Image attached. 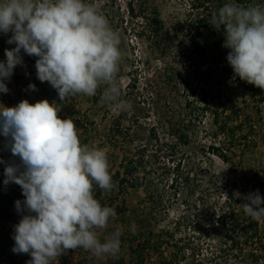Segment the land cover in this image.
I'll return each instance as SVG.
<instances>
[{
	"label": "rangeland",
	"instance_id": "obj_1",
	"mask_svg": "<svg viewBox=\"0 0 264 264\" xmlns=\"http://www.w3.org/2000/svg\"><path fill=\"white\" fill-rule=\"evenodd\" d=\"M92 2L121 39L117 74L121 90H125L129 79L135 80V87L128 91L130 95L121 96L127 107L117 110L103 104L100 95L81 94L60 101L55 89L37 79L36 57L23 51L24 64L18 65L10 81H6L10 91L0 93V104L13 107L25 99L33 104L42 99L54 101L61 104L64 118L74 120L82 144L107 153L109 168L117 170L124 157L142 158V166L130 179L132 185H125L121 192L115 190L117 200L112 208L117 204L123 214L110 220L107 229L97 230L103 241L116 228L120 229L118 255L127 264H136L140 252L130 246V239L138 231L142 233L141 229L150 230L154 247L162 246L161 251L167 252L164 263L264 264V237L259 240L247 230L245 222L254 220L241 206L246 202L244 197L255 192L254 187L264 198V189L260 190L256 181L258 177L264 181V104L252 101L251 91L235 74L230 82L222 80L219 67L211 60L218 52L228 55L230 51L216 45L223 28L217 31L210 25L211 16L233 0ZM128 3L133 13L127 9ZM152 19L159 21L158 27ZM10 36L11 33H0V61L6 59V48L15 47L7 43ZM195 44L200 45L201 53ZM29 84H35L36 90H30ZM204 89L222 95L221 101H216L218 110L239 108L248 138H224L213 127L210 114L195 117L189 112L187 100L198 101ZM229 113L228 110L225 114ZM118 116L124 126L138 120L144 126L140 131L143 138H107L108 129ZM152 125L158 138H148L147 130ZM179 134H186L187 138L182 139H187V144L177 138ZM1 137L0 159L18 162L16 157L7 158L9 149ZM230 142H234L231 147ZM211 146L222 148L227 161L211 151ZM176 164L178 170L174 171ZM4 168L5 163H0L3 179ZM174 178L177 182L171 186ZM0 213V236L3 238L5 232L13 236ZM260 231L264 234V219ZM182 239L189 241L190 247L173 254L174 244ZM148 247L143 257L145 264L162 263L153 246ZM3 254L0 250V258ZM68 264H119V258H96L82 249L70 256Z\"/></svg>",
	"mask_w": 264,
	"mask_h": 264
},
{
	"label": "clouds",
	"instance_id": "obj_2",
	"mask_svg": "<svg viewBox=\"0 0 264 264\" xmlns=\"http://www.w3.org/2000/svg\"><path fill=\"white\" fill-rule=\"evenodd\" d=\"M223 28V47L235 76L264 90V4L225 3L209 22ZM0 33H11L0 61V93L10 90L21 52L36 57V76L56 90L60 101L100 91L101 103L124 110L117 80L121 39L92 0H0ZM28 88L36 90L35 84ZM61 104L42 99L0 104V135L18 162L5 163L4 185H19L24 200L15 201L21 219L14 225L12 251L28 254L27 264H55L69 250L82 248L96 258L118 257L121 231L100 238L116 211L94 196L115 187L107 153L81 143L71 117L61 118ZM228 168V167H227ZM226 168V169H227ZM225 169V170H226ZM224 171V170H223ZM222 172V171H221ZM241 204L255 221L264 219L259 190Z\"/></svg>",
	"mask_w": 264,
	"mask_h": 264
},
{
	"label": "trees",
	"instance_id": "obj_3",
	"mask_svg": "<svg viewBox=\"0 0 264 264\" xmlns=\"http://www.w3.org/2000/svg\"><path fill=\"white\" fill-rule=\"evenodd\" d=\"M234 3L238 4H248V3H253V4H264V0H233ZM127 9L128 11L133 13V8L130 3L127 4ZM155 27L159 26V21L157 19H152L151 21ZM157 29V28H156ZM224 35H223V29L220 32L218 36V41L216 42V45H221L223 47L224 43ZM194 48L196 51L199 53L202 52L201 47L199 44H195ZM225 51L218 52V54H214L211 56V60L213 64L216 67H219L220 71V76L222 80H229L232 81L234 80V72L229 65L227 59V54ZM208 63V61H205ZM239 79V78H238ZM135 80L129 79L128 85L125 87V90H121L122 94L124 95H130L128 92L130 89L133 90L135 87ZM246 88L249 89L251 92L250 97L252 101L255 102L257 105L264 104V90H261L254 85L246 83ZM230 85V84H229ZM231 87V86H229ZM202 94L200 95V98L198 101H190L187 100L185 106L189 110L190 113H192L193 116L198 117V116H204L206 113L210 114L212 116V125L215 128L216 132L220 135H222L224 138H242L246 139L248 138V134L244 132V128H246L244 122L240 119L239 116V108H225L223 110H218L216 106V101H221L222 95L220 93H215L211 89L207 90H202ZM100 92L96 95L99 96ZM230 111L229 114H225L226 111ZM255 110L258 111V107H255ZM121 115H124V113H121ZM59 116L61 118H64L62 116V113H59ZM121 117V116H120ZM119 116L113 121L111 124L110 128L108 129V134L107 138H143L142 133V128L144 127L139 121L137 120H132L131 125L129 126H124L121 123V118ZM77 126V125H76ZM148 138L151 136L152 138H158L157 130L155 129V126L152 125L151 128L148 130ZM80 137V134H79ZM183 144H187L188 140L185 139L183 140L182 138H187L186 134H179L177 136ZM231 141L230 139H228ZM233 140V139H232ZM234 142H230L229 147L233 145ZM211 151L216 153L222 161H227V157L223 154V149L220 147L216 146H211L210 147ZM7 158L10 159H16L12 156L10 150L7 151L6 153ZM142 158L141 157H135L132 156L130 158H122L119 167L117 170H113L109 168L110 174L112 176L113 182L115 184V187L112 189L111 192H104L100 190L98 187L94 186V196L97 198L102 205H107L110 207H113L114 204L117 200V196L115 193V190L118 192L124 191V187L127 184L132 185V182L130 181L131 177H133L134 173L139 170V167L142 166L141 162ZM173 170L177 171L178 170V164L176 166H173ZM258 187L260 190L264 189V181H262V178L258 177ZM4 179L0 176V212H2L3 217H5V225L8 227L7 231H11L14 233V225H16L19 220L21 219V214L17 212L16 207H15V201L21 200L23 201L25 198L22 195V189L19 185L10 182L8 185H4L3 183ZM177 182V179L174 178L173 181L171 180V186L175 185ZM253 191H256V187H254ZM117 215H122L124 210L123 208H120L117 206L114 207ZM0 218H1V213H0ZM252 219V218H251ZM247 226V230L251 232V235L254 237H257L259 240H262V237H264V234L260 231V227L262 224V220L260 221H252V222H245ZM142 233L139 231L135 233L136 235L132 236L130 239V243L133 247L136 246L139 248L136 258V264H145L146 261L143 259L144 254L147 249V247L153 246L155 249V253L159 255V259L161 262H155L157 264H173L170 260V262L165 261L164 259L165 256L162 255L161 248L162 246L158 247L153 244L154 241V235L150 230H143L141 229ZM2 233V232H1ZM5 235L3 238L0 236V250L3 251L5 254L0 258V264H27L29 260H31V256L28 254H16L12 251V248L14 247L15 241L12 239L11 233H4ZM143 234L145 235V238L143 237ZM1 235V234H0ZM123 237V236H122ZM173 238V236H171ZM135 243V244H134ZM173 246V254H178L181 251H183L185 248L190 247V242L182 239L180 242L178 241L177 243L174 244ZM149 248V247H148ZM158 249V250H157ZM82 248H78L76 250H69L66 252L64 255L60 256L57 258L55 264H68L70 256L77 251V253L81 252ZM119 264H127L125 259L121 256L119 257ZM175 258V257H174ZM256 261V260H255ZM188 264L182 261H178L175 264Z\"/></svg>",
	"mask_w": 264,
	"mask_h": 264
},
{
	"label": "crops",
	"instance_id": "obj_4",
	"mask_svg": "<svg viewBox=\"0 0 264 264\" xmlns=\"http://www.w3.org/2000/svg\"><path fill=\"white\" fill-rule=\"evenodd\" d=\"M1 138H4V137H1ZM156 255H157V254H156ZM162 255H167V252H163ZM149 264H157V263H155V262H154V263L150 262Z\"/></svg>",
	"mask_w": 264,
	"mask_h": 264
},
{
	"label": "built area",
	"instance_id": "obj_5",
	"mask_svg": "<svg viewBox=\"0 0 264 264\" xmlns=\"http://www.w3.org/2000/svg\"><path fill=\"white\" fill-rule=\"evenodd\" d=\"M183 262V261H182ZM154 263V262H153ZM181 264V263H180Z\"/></svg>",
	"mask_w": 264,
	"mask_h": 264
}]
</instances>
